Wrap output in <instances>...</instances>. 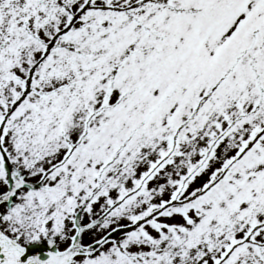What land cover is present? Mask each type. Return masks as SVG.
Listing matches in <instances>:
<instances>
[{"label":"snow or ice","instance_id":"1","mask_svg":"<svg viewBox=\"0 0 264 264\" xmlns=\"http://www.w3.org/2000/svg\"><path fill=\"white\" fill-rule=\"evenodd\" d=\"M0 264H264V0H0Z\"/></svg>","mask_w":264,"mask_h":264}]
</instances>
